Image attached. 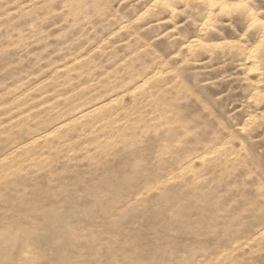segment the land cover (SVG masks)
<instances>
[{
  "label": "rangeland",
  "instance_id": "rangeland-1",
  "mask_svg": "<svg viewBox=\"0 0 264 264\" xmlns=\"http://www.w3.org/2000/svg\"><path fill=\"white\" fill-rule=\"evenodd\" d=\"M154 2L0 0V264H264V28Z\"/></svg>",
  "mask_w": 264,
  "mask_h": 264
},
{
  "label": "clouds",
  "instance_id": "clouds-1",
  "mask_svg": "<svg viewBox=\"0 0 264 264\" xmlns=\"http://www.w3.org/2000/svg\"><path fill=\"white\" fill-rule=\"evenodd\" d=\"M199 2L204 4L208 10V16L206 17L208 23L205 27L208 29L209 35L217 34L223 36L222 29L224 27L232 28L235 31V25L233 23L235 19L243 18L247 20V27L239 39L208 41L201 45V50L210 45H214L217 50L227 48L236 51L241 44L248 40L250 33L264 28V18L257 17L255 12L250 10L248 0H199ZM190 3L191 0H155L154 4L150 5V7L153 11L164 9L172 16H177L183 15L182 12L178 11L177 4L187 5ZM261 48L264 49V44H261ZM259 71L260 69L258 67L252 68L251 74L256 75Z\"/></svg>",
  "mask_w": 264,
  "mask_h": 264
}]
</instances>
